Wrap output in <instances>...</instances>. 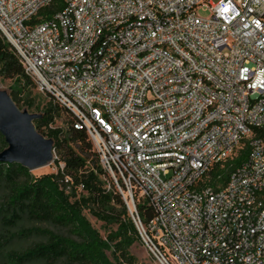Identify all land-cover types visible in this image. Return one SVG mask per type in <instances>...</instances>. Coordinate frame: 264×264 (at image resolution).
<instances>
[{
  "label": "built area",
  "instance_id": "built-area-1",
  "mask_svg": "<svg viewBox=\"0 0 264 264\" xmlns=\"http://www.w3.org/2000/svg\"><path fill=\"white\" fill-rule=\"evenodd\" d=\"M55 1L0 0V32L88 135L149 252L264 264V0H60L40 15Z\"/></svg>",
  "mask_w": 264,
  "mask_h": 264
},
{
  "label": "trees",
  "instance_id": "trees-1",
  "mask_svg": "<svg viewBox=\"0 0 264 264\" xmlns=\"http://www.w3.org/2000/svg\"><path fill=\"white\" fill-rule=\"evenodd\" d=\"M61 6L57 0L40 15H51ZM0 77L15 84L9 94L20 109L33 107L30 95L35 82L25 73L16 50L1 32ZM60 111L69 116L67 131L52 126ZM73 122L72 114L52 101L34 123L39 133L53 141L54 151L61 157L56 162L61 161L63 167L56 172L34 177L19 164L0 163V264H137L130 249L140 236L125 202L112 182L110 189L106 187L102 177L107 174L100 162L90 165L89 157L83 153L91 151L93 143L85 132L73 128ZM72 143H77L80 151H75ZM6 148L0 134V152ZM93 153L99 160L95 150ZM247 156L245 144L236 155L211 170L209 184L225 183ZM138 209L146 223L152 214L146 207ZM85 210L99 221L116 224L117 229L103 238L91 228L83 215ZM24 222L35 226L25 227ZM32 236L40 240L22 245Z\"/></svg>",
  "mask_w": 264,
  "mask_h": 264
},
{
  "label": "water",
  "instance_id": "water-1",
  "mask_svg": "<svg viewBox=\"0 0 264 264\" xmlns=\"http://www.w3.org/2000/svg\"><path fill=\"white\" fill-rule=\"evenodd\" d=\"M41 118L42 114L20 109L11 95L0 88V134L7 144V148L0 152V163L19 164L29 171L52 163L53 141L39 133L34 124ZM124 202L132 219V210Z\"/></svg>",
  "mask_w": 264,
  "mask_h": 264
},
{
  "label": "rangeland",
  "instance_id": "rangeland-1",
  "mask_svg": "<svg viewBox=\"0 0 264 264\" xmlns=\"http://www.w3.org/2000/svg\"><path fill=\"white\" fill-rule=\"evenodd\" d=\"M197 14L200 17L206 18L209 16L210 12L203 11V10L199 9L197 11ZM14 87H15V84L13 83V81L4 80L2 77H0V88L1 89L6 90L8 93H10ZM30 100H32V102H33V107L27 108V107L23 106V108L25 110L29 111L31 114H42L43 110L49 105V103H52V100L50 99V97L46 93L39 90L37 85L32 90V93L30 95ZM68 120H69V116L64 111H60L59 117L55 120V122L52 126L53 127H60L64 131H67ZM72 147L74 148L75 151H80L79 145L77 143H72ZM84 149H85V147H84ZM94 150L95 149H94V146L92 144L91 151L88 150L87 152H84L83 154L85 156L89 157L90 165L93 164V161L95 162V164L99 165V160L96 159L97 157L94 156V153H93ZM85 151H86V149H85ZM54 156H56V158H58V160L61 158L58 153H54ZM56 160L57 159H55V161L52 162L53 164L45 167L42 170L38 169L35 171H30V174L34 177H39L42 175H47V174L56 172L57 168L61 167L63 165L61 161L56 162ZM102 180L105 182L106 187L108 189H110L109 182H111V180L109 179V177L103 176ZM83 215L86 218V220L89 222L91 228L93 230H96L103 238H106V236L110 232L117 229L116 224H107L105 222L99 221L88 210H85L83 212ZM23 226L31 227V226H35V225L31 224L29 222H24ZM36 226H40L42 228H49V229L55 230V231L60 232V233H66L62 229H57V228H54V227L47 225V224H37ZM38 240H40V238L32 236L31 238H29L28 240L23 242L22 245L28 246L31 243L36 242ZM130 252L132 255H134L136 257L137 264H160L159 261L149 252V250L147 249V247L145 246V244L142 242L141 239H140V241L136 242L132 246V248L130 249ZM108 256H110V258L112 259L110 252H108Z\"/></svg>",
  "mask_w": 264,
  "mask_h": 264
},
{
  "label": "bare ground",
  "instance_id": "bare-ground-1",
  "mask_svg": "<svg viewBox=\"0 0 264 264\" xmlns=\"http://www.w3.org/2000/svg\"><path fill=\"white\" fill-rule=\"evenodd\" d=\"M45 167H43V168H40L39 170H42V169H44ZM38 170V169H37Z\"/></svg>",
  "mask_w": 264,
  "mask_h": 264
}]
</instances>
